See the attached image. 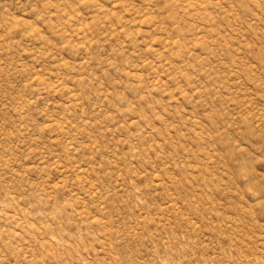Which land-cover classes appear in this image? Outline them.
<instances>
[{"label": "rangeland", "instance_id": "obj_1", "mask_svg": "<svg viewBox=\"0 0 264 264\" xmlns=\"http://www.w3.org/2000/svg\"><path fill=\"white\" fill-rule=\"evenodd\" d=\"M0 264H264V0H0Z\"/></svg>", "mask_w": 264, "mask_h": 264}]
</instances>
